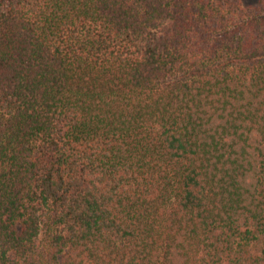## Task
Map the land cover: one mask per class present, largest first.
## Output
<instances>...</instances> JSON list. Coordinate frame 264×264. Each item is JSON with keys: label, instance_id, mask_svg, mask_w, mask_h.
I'll return each instance as SVG.
<instances>
[{"label": "trees", "instance_id": "16d2710c", "mask_svg": "<svg viewBox=\"0 0 264 264\" xmlns=\"http://www.w3.org/2000/svg\"><path fill=\"white\" fill-rule=\"evenodd\" d=\"M0 264H264V0H0Z\"/></svg>", "mask_w": 264, "mask_h": 264}]
</instances>
